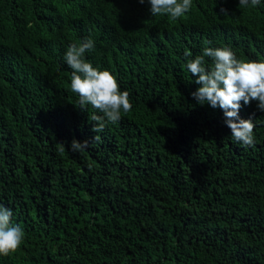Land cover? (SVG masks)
<instances>
[{"label":"trees","instance_id":"16d2710c","mask_svg":"<svg viewBox=\"0 0 264 264\" xmlns=\"http://www.w3.org/2000/svg\"><path fill=\"white\" fill-rule=\"evenodd\" d=\"M52 1L0 0V21L17 31L13 13L31 23ZM58 1L50 17L67 32L50 58L36 59L42 44L30 54L7 31L22 60L15 71L35 66L34 102L16 74L3 78L10 67L0 58V204L25 233L0 264H264V112L257 102L239 112L253 120L254 144L235 142L223 111L192 97L199 85L186 65L204 49L176 38L168 44L160 33L167 22L151 15L147 0ZM205 4L215 12L220 48L260 62L264 10L198 0L189 15L200 18L188 21L196 33L211 23ZM89 38L95 48L85 59L109 71L133 105L106 123L99 141L90 117L103 114L80 108L68 91L72 70L63 69L64 48ZM73 140L89 147L73 153Z\"/></svg>","mask_w":264,"mask_h":264},{"label":"clouds","instance_id":"9594fccd","mask_svg":"<svg viewBox=\"0 0 264 264\" xmlns=\"http://www.w3.org/2000/svg\"><path fill=\"white\" fill-rule=\"evenodd\" d=\"M198 0H147L150 4V12L153 17L161 16L167 22L161 29V35L168 44L176 38L188 43L187 47L203 48L202 55L190 59L186 65L192 76L197 77L194 81L199 85L192 93V97L200 105H209L212 108H219L223 111L225 124L231 130V138L245 146L254 144V123L252 119L240 118L239 112L243 105H250L257 102L259 111L264 112V52L260 62L244 61L238 59L231 48H220V41L216 39L218 24L215 22V12L207 8L206 16L211 18V23L203 32L196 33L189 28V18L199 19V16L189 15L193 4ZM58 0H53L48 8L36 15L31 23H24L19 15L17 31L5 28L0 21V58L5 57L8 61L10 71L3 78L8 79L10 75L16 74L21 87L28 98L34 102L36 78L34 64L26 62L20 64L15 71V66L22 60L12 52L10 42L7 39V31L16 46L24 43V51L32 54L38 44L42 48L37 56L38 60L50 58L55 48L59 45L58 37L67 32L61 25H54L51 19V12L57 9ZM144 4L145 0H139ZM240 8L253 7L256 11L264 10V0H239ZM149 12V11H148ZM228 12L218 11V15H225ZM175 29L179 30L180 36H175ZM173 34V35H171ZM58 40V41H57ZM214 43V44H211ZM11 47V48H10ZM95 43L92 39H86L80 44L73 43L63 51V69L70 68L71 80L70 89L78 96V104L81 109L87 110L88 106L96 109L103 115H93L91 120L96 122L93 132L97 133L94 141L101 137L98 133L103 132L106 123L115 124L122 118V114L129 113L133 105L127 91H121L116 78L107 70H99L85 59L86 53L93 51ZM186 52V56H191ZM205 58H211L212 66H206ZM35 62V61H34ZM37 63V62H35ZM14 71L15 73H12ZM66 90L67 88L64 87ZM36 119V115L33 116ZM89 147L87 140L80 142L73 140L70 150L73 153H80ZM65 145L60 144L59 151L65 150ZM12 211L0 204V256L8 257L15 253L21 246L25 233L23 229L12 222Z\"/></svg>","mask_w":264,"mask_h":264}]
</instances>
